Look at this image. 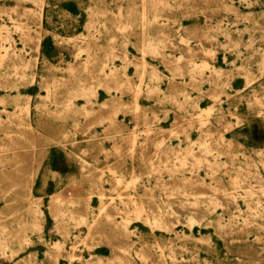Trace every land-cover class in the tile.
<instances>
[{
    "label": "rangeland",
    "instance_id": "rangeland-1",
    "mask_svg": "<svg viewBox=\"0 0 264 264\" xmlns=\"http://www.w3.org/2000/svg\"><path fill=\"white\" fill-rule=\"evenodd\" d=\"M71 252L264 264V0H0V264Z\"/></svg>",
    "mask_w": 264,
    "mask_h": 264
},
{
    "label": "bare ground",
    "instance_id": "bare-ground-1",
    "mask_svg": "<svg viewBox=\"0 0 264 264\" xmlns=\"http://www.w3.org/2000/svg\"><path fill=\"white\" fill-rule=\"evenodd\" d=\"M238 18H239V16H238ZM263 30V29H262ZM25 35H27V34H25ZM149 47L152 49V46H151V44L149 45ZM193 76V75H192ZM135 101V100H134ZM133 111H134V120H135V124L136 125H138L139 124V122H140V117H141V112H142V106H141V104H139V103H137L134 107H133ZM126 140H128V141H131V142H134L135 141V136L134 135H129V136H127L126 137ZM177 156L178 155H180V153H179V151H175L174 152ZM183 154V153H182ZM180 161H181V165L183 166L184 165V162H185V158H183V159H180ZM112 185L114 186V187H118V180H114L113 181V183H112ZM100 197H101V200H102V205H101V209H102V211L103 212H105L106 211V213L108 214V215H110V214H112L113 212H115V209H113V208H111L110 206H109V201H107V200H105V193L103 192V191H101L100 192ZM124 202V201H123ZM177 206V208H183V205H182V201L179 203V204H177L176 205ZM194 209H196V208H194ZM134 215H135V217L136 218H142L145 222H147V223H149L150 225H154V224H156V225H159L160 224V218H158L157 216L154 218V221H151L150 220V218H149V216H148V214H147V217H145V216H142L141 214H142V212H144V211H146L145 210V208L142 206V205H140V204H135V203H133V206H132V208H131V210H130ZM55 217L58 219V215L57 214H55ZM75 221H76V225H86L87 226V228H88V230H89V232L91 231V229L93 228V226H94V223H92V222H90L89 221V219H88V217L87 216H85V215H82V214H76L75 215ZM58 223H57V225H56V227H59L60 225H61V222H60V220L58 219ZM37 226H41V223L39 222V223H37ZM154 233V232H153ZM60 252H61V250H59V253H58V255L60 254ZM57 255V256H58ZM76 253L75 252H71V253H69L68 254V256L70 257V262H69V264H75L74 262H73V259L76 257ZM101 257V259H105V257H103V256H100ZM85 264H92V263H85Z\"/></svg>",
    "mask_w": 264,
    "mask_h": 264
}]
</instances>
